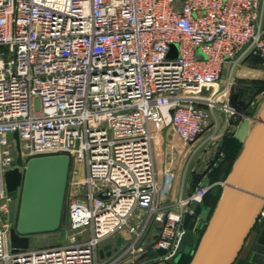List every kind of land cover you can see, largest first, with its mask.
<instances>
[{
    "label": "built area",
    "instance_id": "built-area-1",
    "mask_svg": "<svg viewBox=\"0 0 264 264\" xmlns=\"http://www.w3.org/2000/svg\"><path fill=\"white\" fill-rule=\"evenodd\" d=\"M258 7L259 0H0V264H113L141 250L152 225V247L175 255L185 214L211 184L166 201L154 130L167 119L180 154L218 121L216 109L235 112L227 98L235 79L221 84L226 64L233 71L254 57L264 80ZM14 132L21 169L32 157L69 159L66 237L15 252L4 181L15 166ZM263 218L264 207L256 223ZM125 228L133 231L127 246L100 261L99 246Z\"/></svg>",
    "mask_w": 264,
    "mask_h": 264
},
{
    "label": "water",
    "instance_id": "water-1",
    "mask_svg": "<svg viewBox=\"0 0 264 264\" xmlns=\"http://www.w3.org/2000/svg\"><path fill=\"white\" fill-rule=\"evenodd\" d=\"M176 54V44H172L168 56L172 58ZM241 77H245L244 71ZM210 91L201 87L202 94L208 95ZM172 111L167 109L168 114ZM13 137L15 166L5 170L4 181L11 199L9 241L15 252L30 247L32 234L58 229L69 159L65 154L32 157L21 169L25 158L20 152L17 132ZM235 137L244 141V146L223 181L215 208L207 207L200 213L201 220H208L205 231L199 237L192 229H185L180 237L174 257L188 254L191 256L188 264H233L264 207V107L256 116H244ZM109 247L110 244L104 246Z\"/></svg>",
    "mask_w": 264,
    "mask_h": 264
},
{
    "label": "crops",
    "instance_id": "crops-1",
    "mask_svg": "<svg viewBox=\"0 0 264 264\" xmlns=\"http://www.w3.org/2000/svg\"><path fill=\"white\" fill-rule=\"evenodd\" d=\"M258 11L259 13L261 12L262 22L264 23V0H259ZM254 59H255L254 57H249L245 62L237 66V68L234 69L233 71H231V67L229 64L225 65L222 74L221 84L223 85L225 83L229 75H231L232 78L235 79L234 85L230 87L227 93V97L229 101L235 100L236 98L240 97L241 94L240 93L235 94V90L247 89L246 88L248 87L247 82H249L250 80L253 79V80H260V82L261 81L264 82L260 76L261 71L258 68V66H256L255 64L256 62ZM242 71L245 72L244 78L241 77ZM236 80L238 81L237 83ZM243 118L237 122L236 119L229 118V116L227 117V115L225 114L223 115V117L218 119L217 122L213 123L211 131L206 130V132H203L199 136L196 142L191 144L190 148L187 150L189 154L188 157L190 158L191 155L193 154V153L190 154L189 152H194L197 150L196 155L192 156V160L194 159L195 162H201V160H199L201 153L204 152L205 150H207L208 153H210L211 150L210 163L206 166V168L202 170H199L197 167H195L193 171L195 172V174H197L196 182L191 183L190 181L187 182L183 180V183H181V185H179V187L177 188L178 190L176 189V187H174L172 188L171 192L164 194L166 201L170 202L178 198L179 196L187 195L197 185L211 184L210 188L211 191L213 190V192L208 193L209 192L208 191L206 193L203 203L197 205L193 213L195 212V216L200 219L199 216L202 209L207 207H210L211 210L213 209V203L216 200L215 194L219 189H222L224 179L231 171L233 165L235 164L244 146V141H241L235 137V132L239 129V124L241 123ZM222 128H225V130H227L230 133V135L227 134L225 135L224 138L219 139V137H217L218 136L217 133ZM168 135H170V138L175 137V135L172 134L171 131H168L167 137ZM217 138L218 141H216ZM175 160L176 159H174V161ZM171 165H173L171 166V168L175 169L176 161ZM209 172H216V173L215 174L213 173L214 174L213 177L207 178L206 176L209 174ZM210 212L208 214V217L210 215ZM188 223L190 222L189 221L186 222V225H188ZM190 225L191 224L186 226L184 229H192ZM158 232H159V227L157 225H152L144 236L146 237V240L147 239L151 240V243H147L149 244V246H146L145 250L141 251V253L139 252L137 254L129 255L126 258L116 261L113 264H182V260L177 256L173 258L171 257L166 258L165 257L166 250L156 249L152 247V243L155 240ZM120 234L112 237L108 241L103 242L99 246L98 255L100 261H105L106 258L112 256L115 252H117V250L123 247V245H121L122 241L120 238ZM106 244H110V247L104 248ZM34 247H38V245L35 246L33 245V243L30 244V248H34ZM107 251H110V255L107 254ZM233 264H264V218L262 219L261 222L255 223L253 228L250 230Z\"/></svg>",
    "mask_w": 264,
    "mask_h": 264
},
{
    "label": "rangeland",
    "instance_id": "rangeland-1",
    "mask_svg": "<svg viewBox=\"0 0 264 264\" xmlns=\"http://www.w3.org/2000/svg\"><path fill=\"white\" fill-rule=\"evenodd\" d=\"M254 60L257 61L256 58ZM237 82L238 81L236 80V83ZM243 83H245V82H243ZM247 84H248V87H246L247 89H244V90H242V89L237 90L236 89L235 90V94H237V93L241 94L240 97L236 98L235 100H231V101L228 100L229 105L235 109V112L233 114H229L223 110L216 109L215 112L218 115L217 116L218 119L223 117V115H225V114L226 115L229 114L230 115L229 118H234L238 122L246 114L247 115H254V116L258 115L260 110L264 107V89H262V88H264V82H262V81L260 82V80H253L252 79L249 82H247ZM222 98H223V96H220L217 99L222 100ZM220 122H221V120H220ZM213 123L214 122L207 125L204 128L203 132H206V130L211 131ZM253 125H254V121L251 122V126H253ZM227 132L228 131L225 130V128H222L217 133V135H218L217 137H219V139H222L225 137V135H227V134L230 135V133L229 132L227 133ZM167 134H168V124H167V119H165L164 121L157 124V126L154 130V135H153L154 154H155V159H156V163H157V170L159 171V174H160L158 176V185H159V189H160L161 193L163 194V196H164V194L171 192L172 188L176 187V189H177L179 187V185H181V183H183V180H185L187 182L190 181L191 183L196 182L197 174H195V172L193 171L194 168L197 167L199 170L206 168V166L210 163V157H211V150H210V153H208V151L205 150L204 152L201 153V156L199 157V160H201V162H195L194 159H193L194 161L192 160V156L196 155L197 150L194 152H189L190 154L193 153L191 155V157L189 158L188 157L189 154H188L187 150L190 148L191 145H187L180 154L176 155L177 157L175 158L176 159L175 160L176 161V168L175 169L171 168V166H173V165H171V166L165 165L166 159L169 156L172 157L174 155V153L177 150L180 151V147H182V144L180 143V141L176 137H171L170 139H168ZM216 141H218V138ZM187 158H189V159H187ZM175 161L172 163H175ZM187 165H188V167H187ZM213 173L215 174L216 172H209V174L206 177L207 178L213 177L214 176ZM208 191H209L208 193L213 192V190L211 191V188ZM65 192H66V189H65ZM65 195H66V193H65ZM204 197L202 199V203L204 201ZM217 201H218V199H217ZM217 201L213 205V209L215 208ZM210 216H211V213H210L208 219L210 218ZM66 221H67L66 206L64 205V202H63L61 222H60L58 229L51 231V232H40V233L32 234L31 235V244L33 243V245H35V246L36 245L45 246V245L55 244V243L63 241L67 235V232H68ZM188 221L190 222V223H188V225L191 224L190 226H191L193 232L196 235H198L199 237H201V235L203 234V232L206 229L208 220L203 221V220L199 219L198 217L195 216V212H194L191 214H188V213L185 214V218L183 221V227L184 228L186 226H188V225H186V222H188ZM140 223H141L140 221H138V222L135 221V223H133V224L135 227L139 228ZM120 233H121L120 238L122 241L121 245H123V248H124L125 246H127L126 244L128 243V241L133 237V231L129 228L128 229L125 228ZM141 242H142L141 243V250L144 251L146 246H149V244H147V243H151V240L150 239L146 240V237H144L141 240ZM141 250L135 249V250L125 251L124 254H122L120 256L117 255V256L113 257L112 260H115V262L119 261L123 258H126L129 255L137 254L139 252L141 253ZM173 257H174V255L171 256V258H173ZM178 258H180L182 260V264H188L190 256L184 255L182 253L180 256H178Z\"/></svg>",
    "mask_w": 264,
    "mask_h": 264
},
{
    "label": "trees",
    "instance_id": "trees-1",
    "mask_svg": "<svg viewBox=\"0 0 264 264\" xmlns=\"http://www.w3.org/2000/svg\"><path fill=\"white\" fill-rule=\"evenodd\" d=\"M220 193H221V189H219L218 191H217V193L215 194V198H216V200L219 198V195H220ZM206 195V194H205ZM216 200H215V202L213 203V205L216 203ZM184 255H188V254H184ZM190 256V255H189ZM190 258H191V256H190ZM190 260V259H189ZM189 262V261H188Z\"/></svg>",
    "mask_w": 264,
    "mask_h": 264
},
{
    "label": "bare ground",
    "instance_id": "bare-ground-1",
    "mask_svg": "<svg viewBox=\"0 0 264 264\" xmlns=\"http://www.w3.org/2000/svg\"><path fill=\"white\" fill-rule=\"evenodd\" d=\"M258 114H259V113H258ZM240 151H241V150H240ZM176 152H177V151H176ZM176 152H175L174 155L172 156V158H174V159L177 157V156H176V155H177ZM240 153H241V152H240Z\"/></svg>",
    "mask_w": 264,
    "mask_h": 264
}]
</instances>
